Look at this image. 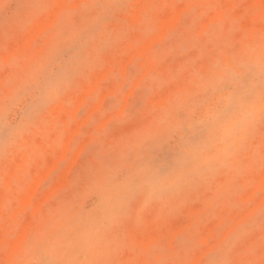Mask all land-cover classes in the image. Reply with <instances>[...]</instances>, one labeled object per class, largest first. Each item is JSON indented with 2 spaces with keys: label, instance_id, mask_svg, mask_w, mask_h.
<instances>
[{
  "label": "clouds",
  "instance_id": "1",
  "mask_svg": "<svg viewBox=\"0 0 264 264\" xmlns=\"http://www.w3.org/2000/svg\"><path fill=\"white\" fill-rule=\"evenodd\" d=\"M46 12L23 47L0 44V264H264V0H48ZM52 33L64 46L44 71L3 75ZM101 72L114 87L89 118L92 139L86 130L62 144L36 184L47 193L70 173L60 222L26 227L17 205L34 183L36 141L64 97ZM149 108L147 134L106 151ZM223 177L244 183L216 197L210 220L186 224ZM257 179L255 204L245 196ZM85 186L87 200L72 199ZM51 205L27 211L42 220Z\"/></svg>",
  "mask_w": 264,
  "mask_h": 264
},
{
  "label": "rangeland",
  "instance_id": "2",
  "mask_svg": "<svg viewBox=\"0 0 264 264\" xmlns=\"http://www.w3.org/2000/svg\"><path fill=\"white\" fill-rule=\"evenodd\" d=\"M47 3L48 0H0V44L7 45L9 53L15 51L18 47H23L26 44L27 40L33 35V33H35V31H39L38 28H43L48 24L49 19L46 23L47 18H49L46 12ZM25 32L26 34L22 36L21 34ZM63 46L64 41L62 37L57 33H52L41 47L30 49L26 58L20 59L15 65L4 72L3 75L10 77L15 82H23L28 80L29 78H34L39 73L44 71L58 57ZM203 55L204 53L202 52H196L193 53V58H200ZM118 62L119 58L117 57L111 63ZM181 62L182 61L177 60L174 67L178 69ZM106 76L107 72H101L96 73L91 77L82 79L78 87L67 94L61 104L57 107V120L53 122L50 127L46 128L38 138L39 140L36 141L39 149L34 153L35 162L30 169L34 183L35 181H38L36 179L41 177V173L47 174L49 172L47 171L49 163H52V167H49L50 170H53L55 166H58V163L56 161H58L59 155L62 154L60 146L62 144H66L67 140H69L68 138L71 139L78 132H85L87 130V139L85 140V143L87 142V140L92 139L95 129H88V122L90 117L96 115V109L100 107L99 101L103 99L104 94L103 96L99 97V100L97 102H94V100L96 98L97 86L101 83V81H104ZM98 81L99 83H97ZM95 84L96 86H94ZM184 86L187 88H192L194 86V82H186ZM113 87V85H110V87L105 89V96H108L110 90ZM84 97H86L85 100L83 99ZM80 101L81 107L77 108ZM75 109L77 110L76 114L74 112ZM145 117V123L141 127L131 130L126 135L113 140L106 151L110 149L112 152L118 153L129 142L138 140L145 134H147V132L149 131V124L151 123L150 108L149 111L145 114ZM82 120L85 121L81 123L80 121ZM74 126L75 128H73ZM72 131L74 134L72 133ZM227 134L228 129H225L224 135ZM74 162L78 163V160H74ZM96 163L97 166H103L105 161L98 158ZM13 169V171H15V166H13ZM59 182L60 183L57 184L58 188H54L56 190V193L53 192L54 189L51 190L53 193L50 196L48 195L49 198L46 194H51V191L46 194L42 193L34 183L33 184L37 188V192L32 198V203H30L29 205H24L21 202L25 201L23 200V196L19 197L17 206L22 210V212H24V214L27 215V223L25 225L26 227H31L34 223H39L42 227H45L49 230H55V227L60 222L62 208L67 203V201L57 200L56 197L58 195V192L68 191L74 181L69 173L67 174V176L65 174ZM243 183L244 181L241 180L240 185L230 187V185L234 184L233 178H221L217 182V187L211 193H206L203 197L198 198L197 203L189 208L185 218L186 224H192L198 221L202 213L206 214L207 218L210 220L211 213L213 211L212 202L216 199V197L222 196L225 200H227L229 197L235 195L236 188L242 186ZM33 184L29 187L28 191L33 186ZM258 184L259 181L257 179V188H254L251 191H247L245 196V199L251 197L255 204L259 203V192L257 190ZM28 191L24 195V197H27ZM30 191L32 194L33 190ZM253 192H255L256 195H253ZM89 194L90 187L85 186L79 192L73 193L72 199L86 201ZM3 195H6L5 189L4 187H0V196ZM28 195H30V193ZM40 199L42 200V203L40 202ZM50 201L52 202L51 208L48 210L47 214L45 215V217H43L42 220H38L32 212L27 211V208L29 206L35 208L37 205H39V203H41L40 205H42ZM184 226L185 225H180L178 227Z\"/></svg>",
  "mask_w": 264,
  "mask_h": 264
},
{
  "label": "bare ground",
  "instance_id": "3",
  "mask_svg": "<svg viewBox=\"0 0 264 264\" xmlns=\"http://www.w3.org/2000/svg\"><path fill=\"white\" fill-rule=\"evenodd\" d=\"M48 19H49V18H47L46 23L48 22ZM43 21H44V20H43ZM39 23H40V22H39ZM44 23H45V22H44ZM48 23H49V22H48ZM37 26H38V25H37ZM38 27H39V26H38ZM40 28H42V27H40ZM40 28H38V29L40 30ZM33 29H34V28H33ZM34 31H35V30H34ZM35 33H36V31H35ZM35 33H33V35H34ZM30 38H31V37H30ZM30 38H29V39H30ZM28 73H29V72H28ZM99 78H100V77H99ZM98 80H99V79H98ZM99 81H100V80H99ZM99 81H98L97 83H99ZM92 84H94V83H92ZM94 86H96V84H95ZM94 86H93V87H94ZM94 88H95V87H94ZM104 96H105V93H104ZM104 96H103V99H104ZM86 97H87V96H86ZM86 97H84L83 99L85 100ZM79 99H80V98H79ZM103 99H102V100H103ZM81 101H83V100H81ZM81 101H80V103H78L80 106L77 104V105H78L77 108H78V107H81ZM99 104H100V103H99ZM77 108H76V109H77ZM76 109L74 110L75 114H76V111H77ZM75 114H74V116H75ZM88 116H89V115H88ZM87 119H88V117H87ZM85 120H86V119H85ZM85 120H84V121H85ZM84 121L82 120V121H80V122L83 123ZM80 122H79V123H80ZM73 128H75V126H74ZM73 130H74V129H73ZM72 133H73V131H72ZM73 134H74V133H73ZM71 136H73V135H71ZM69 137H70V136H69ZM68 139L70 140V138H68ZM71 139H72V138H71ZM38 140H39V139H38ZM67 141H68V140H67ZM64 142H65V140H64ZM66 143H67V142H66ZM82 147H83V146H82ZM50 161H51V160H50ZM75 161H76V160H75ZM56 162L58 163V161H56ZM57 163H56V165H57ZM74 163H75V162H74ZM50 164H51V165H50ZM50 166L52 167V163H49V167H50ZM49 167H48V170H47V171H50V168H49ZM13 170H14V169H13ZM47 171H46V172H47ZM66 171H67V170H66ZM66 171H65V172H66ZM44 172H45V171H44ZM65 172H64V173H65ZM42 174H43V173H41V177H43L44 175H47L48 173H47V174L44 173L43 175H42ZM65 174H66V176H67V174H69V173L66 172ZM65 174H64V175H65ZM64 175H63V177H64ZM39 177H40V176H39ZM41 177L38 178V179H36V180H38V181H35L34 184H37V183L40 181ZM61 179H62V178H61ZM59 183H60V182H59ZM34 184H33V186L35 187ZM33 186H32V187H33ZM32 187L30 188V190H33V191H32V194H31V191L29 190L30 192L28 191V194L30 193V195L27 194V197H26V196H25V197L23 196L24 199L22 198L23 200L26 201V202L24 201L25 203H24L23 201H21L24 205H29L30 203H32V198L34 197V194L37 192V191H36L37 188L35 187V189H34V187H33V188H32ZM57 188H58V187H57V185H56L55 189H57ZM55 189H54V190H55ZM54 190H53V192L56 193V190H55V191H54ZM53 192L51 191V194H50V193H49V194H46V193H45V194H46L47 197L49 198V196L52 195ZM47 193H48V192H47ZM46 195H45V196H46ZM48 195H49V196H48ZM28 196H29V197H28ZM40 200H41V199H40ZM40 200H39V201H40ZM43 201H44V200H43ZM40 202L42 203V200H41ZM41 203H39V205H40ZM24 205H23V206H24ZM36 205H37V204H36ZM39 205H37V206H39ZM23 206H22V208H23ZM37 206H36V207H37ZM28 219H29V218H28Z\"/></svg>",
  "mask_w": 264,
  "mask_h": 264
},
{
  "label": "snow or ice",
  "instance_id": "4",
  "mask_svg": "<svg viewBox=\"0 0 264 264\" xmlns=\"http://www.w3.org/2000/svg\"><path fill=\"white\" fill-rule=\"evenodd\" d=\"M108 87H110L109 82L101 81V83L97 86V93H96V98H95L94 102H97L99 100V97L103 96L105 89ZM110 99H111L110 96H104V104H108ZM123 106L124 105L122 104L121 107H123ZM117 111H119V110L117 109ZM261 216H262V218H264V209L261 210Z\"/></svg>",
  "mask_w": 264,
  "mask_h": 264
}]
</instances>
